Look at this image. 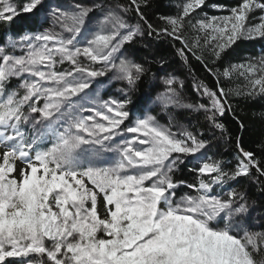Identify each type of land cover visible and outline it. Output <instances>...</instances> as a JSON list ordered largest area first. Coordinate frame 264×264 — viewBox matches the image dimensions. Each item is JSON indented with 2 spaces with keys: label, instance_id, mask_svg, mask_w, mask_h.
<instances>
[{
  "label": "snow or ice",
  "instance_id": "6c2138e0",
  "mask_svg": "<svg viewBox=\"0 0 264 264\" xmlns=\"http://www.w3.org/2000/svg\"><path fill=\"white\" fill-rule=\"evenodd\" d=\"M205 3L186 0L177 17L163 18L170 29L160 31L141 12L148 0L102 9L95 27L89 16L99 4L50 7L52 29L10 40L22 55L0 47V264H264V231L251 230L252 204L230 186L254 179L264 192V165L240 147L239 138L238 163L229 171L208 157L209 141L187 129L177 134L153 115L125 125L130 98L100 101L89 91L110 71L129 90L146 73L125 56L124 46L144 35L140 24L126 20L130 11L144 20L148 35L180 40L177 54L189 68L185 49L203 63L209 44L218 60L239 40L264 38V15L249 22L250 13L264 12V2L243 0L229 15L189 21L204 33L203 44L200 36L190 44L182 35L185 19ZM42 5L0 0V24L43 11ZM65 63L69 69L57 70ZM233 72L247 81L246 92L214 91L200 82L197 90L208 104H184L172 77L157 99L165 108L202 111L225 133L218 118L231 111L230 94L264 96V57L222 75ZM13 78L20 84L6 92ZM187 157L199 162L196 184L174 179ZM182 185L191 191L177 198Z\"/></svg>",
  "mask_w": 264,
  "mask_h": 264
},
{
  "label": "trees",
  "instance_id": "16d2710c",
  "mask_svg": "<svg viewBox=\"0 0 264 264\" xmlns=\"http://www.w3.org/2000/svg\"><path fill=\"white\" fill-rule=\"evenodd\" d=\"M107 5L111 6L123 5L129 6L130 0H101ZM216 3H227L232 7H239L243 0H215ZM264 2V0H262ZM101 7L104 10L105 5ZM181 4L179 0H148L147 7L141 6V12L148 24H151L154 29L160 31L161 29L169 28L170 25L163 18L177 17L181 13ZM34 15L22 14L17 18V24L13 21L11 24H0V46L4 45V40L7 35L17 38L24 32H34L37 23V17L28 20V17ZM127 16L130 21L140 24L144 35L136 37V39L125 46L126 58L142 64L146 69V73L137 82L135 88L131 89L130 98L131 103L128 104V109L131 117L141 115L145 110V99L152 82L155 78L161 75V72H169L174 75L177 83L174 88L179 93V97L184 104H208V98L201 95L197 90V85L203 82L214 91L223 88L226 91L232 89L233 91L246 92L248 88L247 81L239 75L238 72H233L231 78H225L222 73L225 69L231 70L232 65H239L245 63L247 60L255 57L260 51L264 52V46L261 40H239L230 48L226 49L221 54L220 59H215L209 49L211 44L203 50V63L192 56L191 52L185 49L189 62L186 66L184 60L177 54V49L183 47L180 40H175L170 36H157L154 32L148 35L147 24L141 20L140 16L135 11H130ZM189 18L185 19V27L182 35L191 44L193 38L201 37V43H204V35L200 32L194 31L189 23ZM195 50V49H194ZM197 55H201V50H195ZM209 69L211 71H209ZM215 73V75H213ZM219 77V82H217ZM182 82L183 87H180ZM228 102L231 105V111L226 112L224 116L219 117L218 121L224 124L226 128L225 133L211 126L209 121L205 118L202 111H193L185 107L178 111L172 108H164L167 113L174 114L178 121L187 119L192 123L191 130L200 139L209 141L210 151L208 157L212 160L222 161V166L226 170H234L238 160L239 150L237 148V139L239 138V145L245 151L254 153L256 159L261 161L264 165V96L257 95L250 97L247 95L230 94ZM243 123V129L240 128V123ZM190 130V131H191ZM188 164H182L180 171L174 174L175 180L184 181L186 184H196L198 181V174L194 172H187ZM264 183V180H262ZM230 186L236 187L238 191L246 194L249 203L260 208L264 212V192H261L260 184L255 180L241 178V181H231ZM181 192H190L191 190L181 186ZM258 231H264V219L260 223Z\"/></svg>",
  "mask_w": 264,
  "mask_h": 264
},
{
  "label": "rangeland",
  "instance_id": "374dc122",
  "mask_svg": "<svg viewBox=\"0 0 264 264\" xmlns=\"http://www.w3.org/2000/svg\"><path fill=\"white\" fill-rule=\"evenodd\" d=\"M25 2L26 0H15V3L17 4V6H20ZM185 2L186 0H179V3L181 4V9ZM75 3H80L85 6H93L96 4H99L102 6L104 4V2H102L101 0H43V5L41 6L43 8V11H40L38 9L34 11L33 13H22V14H25V16L34 15L32 17H28L27 18L28 20L35 18V13H36L37 23L34 27L35 31L34 32L26 31L17 38L15 37L13 38L12 36L7 35L4 40L5 41L4 45L0 47H4L6 52H11L14 55H22L23 53L20 48H16L15 50L11 49L10 40H18L20 37H22L25 34H35L38 32H42L45 29H52L54 26H53L51 17L48 15L50 7L59 6L61 8H69L71 5ZM104 5H105L104 10L115 7V6L112 7L111 4L107 5L106 3ZM233 8H237V7H232L227 3L218 4L216 3L215 0H206L205 5L202 8L197 9L196 12L192 13V15L188 18L190 21H192L193 24H195L197 20L206 19L208 17L229 15L230 10ZM101 14H102V8H97L92 13H90L89 19L93 20V27H95V24H96L95 18L100 17ZM262 15H264V12H261L259 9L255 10L254 12L250 13L249 22L251 24L259 23V17ZM18 17L19 16H17L14 19L15 25L18 22L17 21ZM125 18L130 24L132 25L137 24L136 22L130 21L127 15L125 16ZM201 34L204 35V33H201ZM258 40H261L262 45L264 46V38L258 39ZM125 56H126V53H125ZM262 57H264V52L259 51L255 57L247 60L243 64H247L249 62L256 63ZM95 67L99 68L100 65H95ZM69 68H70V65H68L67 63H65L64 65H57V70H67ZM172 77H174V75L169 72H163V73L161 72V75H159L158 78L154 79L150 87L151 89L146 95V99H145L146 108L144 112L141 115L136 116L134 118L131 117L130 115L129 120L125 121V125H131L132 123L135 122L136 119L143 118L147 115H153L156 117V119L159 121L161 125L169 126L171 130L177 134H179L184 129H187L188 131L191 130L192 123H189L187 119L178 121V119H176L174 114H172L171 116V113L169 114L166 111H164L165 107L163 106L161 101L157 99V97L160 96L162 93H164L166 90L167 86L164 82L167 79L172 78ZM20 79H23V77H21ZM20 79L13 78L11 82L7 85L6 92L10 89L18 88L20 84ZM19 91L21 92V94H23V89H19ZM89 91L92 92L94 99H98L100 101H105V100L123 101V100L130 98L129 94L131 92V90H129L128 88L126 81L114 79L113 73L111 71L108 72L105 76L96 78L93 81L92 88ZM40 103L42 104L43 101H41ZM170 108H172V110L174 111H178L182 107L170 106ZM127 109H128V105H127ZM121 127L123 128L124 125H122ZM128 135L131 136L132 134H128ZM140 147H143V146H140ZM182 164H188L185 170L188 169L187 172H191V173L194 172L193 171L194 168L199 166V162H197L195 158L187 157L184 163H180L177 165V170L175 171L174 174H177L180 171V167ZM174 179H175V176H174ZM180 188L176 190L177 198H179L180 195L184 194L183 192H181L183 190H180ZM263 219H264V212L260 208L256 207L255 205H252V208L250 209V212H249V220H248V223L251 225V230L258 231L259 226L261 225L260 223L262 222Z\"/></svg>",
  "mask_w": 264,
  "mask_h": 264
}]
</instances>
